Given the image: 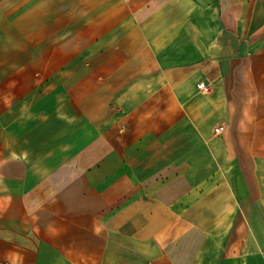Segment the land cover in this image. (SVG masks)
Returning a JSON list of instances; mask_svg holds the SVG:
<instances>
[{
    "label": "crops",
    "instance_id": "obj_1",
    "mask_svg": "<svg viewBox=\"0 0 264 264\" xmlns=\"http://www.w3.org/2000/svg\"><path fill=\"white\" fill-rule=\"evenodd\" d=\"M0 264H264V0H0Z\"/></svg>",
    "mask_w": 264,
    "mask_h": 264
},
{
    "label": "built area",
    "instance_id": "obj_2",
    "mask_svg": "<svg viewBox=\"0 0 264 264\" xmlns=\"http://www.w3.org/2000/svg\"><path fill=\"white\" fill-rule=\"evenodd\" d=\"M199 87H200V89L203 90V91H208V90L210 89V87H209L208 85H206L204 82H201V83L199 84ZM223 129H224L223 126H217V127L215 128V131H216L217 133H220Z\"/></svg>",
    "mask_w": 264,
    "mask_h": 264
}]
</instances>
